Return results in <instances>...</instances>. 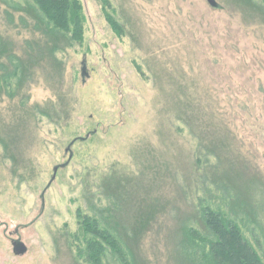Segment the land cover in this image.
Masks as SVG:
<instances>
[{
  "label": "rangeland",
  "instance_id": "rangeland-1",
  "mask_svg": "<svg viewBox=\"0 0 264 264\" xmlns=\"http://www.w3.org/2000/svg\"><path fill=\"white\" fill-rule=\"evenodd\" d=\"M79 1L82 41L48 54L26 0H0L1 42L26 63L0 60V264H90L86 214L129 264H191L205 207L264 263V2Z\"/></svg>",
  "mask_w": 264,
  "mask_h": 264
},
{
  "label": "trees",
  "instance_id": "trees-1",
  "mask_svg": "<svg viewBox=\"0 0 264 264\" xmlns=\"http://www.w3.org/2000/svg\"><path fill=\"white\" fill-rule=\"evenodd\" d=\"M26 2L30 12L32 11V18L36 20L35 28L54 39L48 40L45 47L48 54L59 48L55 41L60 37H68L69 40L76 42L82 41L84 16L79 0H26ZM1 40L0 38V48L2 47L0 60L5 58L10 64L16 60L17 76L21 77L26 71L25 61L11 53L13 49ZM49 44L51 45L47 47ZM3 66L7 67L5 64L0 67ZM5 77L10 79L8 76ZM0 80H4L7 85L5 78ZM200 212L201 226L208 238L190 229L189 235L185 238V260L191 264H264L235 221L227 219L219 211L209 207L201 209ZM80 228L85 237V247L80 250L79 255L83 254L87 262L102 264L103 257L109 250L123 264H129L128 253L126 254L120 239L109 228L102 226L97 217L83 215Z\"/></svg>",
  "mask_w": 264,
  "mask_h": 264
},
{
  "label": "water",
  "instance_id": "water-1",
  "mask_svg": "<svg viewBox=\"0 0 264 264\" xmlns=\"http://www.w3.org/2000/svg\"><path fill=\"white\" fill-rule=\"evenodd\" d=\"M206 2L213 9H217V10L222 9V6L216 0H206ZM81 75H82V77H84L86 75L85 66H83V68H82V74ZM68 162L69 161H66L65 163H61V164L55 165L53 167V171H52L53 173H52V176H51L46 188H48L51 185V183L53 182V180L55 179L57 171L60 168H64L68 164ZM44 194H45V190L41 194L42 208L44 206V198H43ZM12 247H13V252L16 255H22L27 251V246L24 244L23 241H21V239L19 237L12 239Z\"/></svg>",
  "mask_w": 264,
  "mask_h": 264
}]
</instances>
